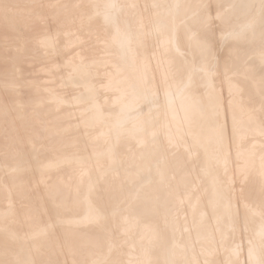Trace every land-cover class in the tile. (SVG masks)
I'll return each instance as SVG.
<instances>
[{
    "label": "bare ground",
    "instance_id": "6f19581e",
    "mask_svg": "<svg viewBox=\"0 0 264 264\" xmlns=\"http://www.w3.org/2000/svg\"><path fill=\"white\" fill-rule=\"evenodd\" d=\"M18 1L0 0V9H5L0 23H5L14 10L17 17L21 18L19 22L22 21L24 28L33 18L48 16V13L42 11L46 10V7H37L39 9H33L34 12L36 10L33 13L31 9L35 6L29 3L16 5L15 2ZM34 1L36 5L39 4ZM79 1L80 6H89L90 11L74 21L65 20V15L59 10V4L66 3L68 7L75 8ZM54 4H57L56 7H52ZM137 4L140 5L143 18L148 22L144 36L137 17V14H140L136 8ZM44 5L50 8L47 10L51 12L54 30L40 27L35 33L37 38L31 43H27L25 39L18 40L16 47L19 50L14 48L13 52H16L12 60H5L6 73H3L0 80L13 85V102L20 100L23 103L24 110L21 111L20 108L17 115L25 124L28 120L44 123L45 131L44 134L41 133V140H36L37 136L29 135L27 143L33 167L37 169L38 180L35 182L41 183L45 203L39 201L42 197L38 200L29 198L30 202L21 198L27 203L16 216L26 220L25 224L37 231V234L32 238L27 235L30 239H23L20 244L15 239V243L19 245L14 248L7 242L8 239L10 241V237H6L9 232H0V264H57L61 247L58 241L61 237V241L70 247L69 250L71 245H74L82 254L83 251L87 253L89 249L96 251L94 248L98 243L94 231L102 230V233L105 232L103 237L109 235L106 231L112 235L111 227L116 226L119 220L122 225L116 228H121V233L116 230L122 236L136 234L137 231L139 233L137 244H133L134 238L130 240L133 245H137V251L131 253L135 254L134 257H127L129 264H153V261L158 264H187L185 255H189L194 261L191 264H201L196 261L199 258L197 254L200 253V256L203 255L207 260V264H212L218 261L214 257L217 255L218 259V248L221 246L228 258L222 255L228 262L220 260L221 263L264 264V0H61L59 3L52 0ZM187 11H190L188 13H191V17L182 21L180 16ZM209 22L218 25L209 26ZM0 27V42L4 44L6 38L13 33L6 31L3 26ZM58 34L64 37L60 47V60L47 54L57 46ZM87 41H93L94 46L85 45L81 50L75 47ZM97 43L98 45H95ZM23 48H41L47 54V60L37 68L36 76L29 75L30 72L35 73V67H31L33 62L30 58L19 52L23 51ZM99 48L102 49L100 53L97 51ZM250 54H253L252 58L247 59ZM85 57L87 58L84 59ZM59 64L67 67V74L63 71L62 75L59 73ZM28 77L34 80L30 82L29 87L23 89L26 86L23 82H28ZM52 79L57 80L58 87L55 89H50L52 87L49 86L53 84L50 83ZM45 82H49V87H45ZM7 98L9 97L5 99ZM9 105L6 108H9ZM72 108L84 111L82 117H78L80 120L72 117ZM51 112L57 113L58 116L63 114L67 118L56 120L58 116ZM28 133L25 135L28 136ZM102 136H109V140L102 143ZM5 140L7 145L8 141ZM170 146L173 147L169 148ZM8 147L3 149L7 150ZM159 154L163 155L160 156L163 159L159 158L158 161H161L152 163L151 159L155 158L156 161ZM57 155L67 158L54 161ZM11 158L14 162L9 164L8 169L0 172V191L5 189L7 193L24 192L25 186H29L33 179L31 174L24 173L25 169L18 156ZM2 163L0 164L4 169L6 163L4 166ZM188 186L192 189L188 188L190 190L185 193L187 188H184L185 194H180L179 189ZM199 186L202 189L197 188ZM35 189L32 191L35 192ZM168 195L176 202L168 200ZM242 196L254 203L247 200L249 206L245 199L243 202L240 198ZM131 197L137 198L136 201L133 199L135 204H130L134 206L132 208L136 212L140 211L141 215L146 213L142 217L145 220L148 215V221L139 220L141 215H125L127 210L131 209L125 201ZM13 200L10 202L18 201ZM164 200L174 202L173 207L177 206V200L183 202L182 205L187 203L188 213L185 214H189V219L193 222L190 226H193L194 230L189 226L180 229L183 231L179 237H174L175 234L171 236L175 231L170 229L169 225L166 227L164 222L169 223L175 217L177 220L180 215L174 214L177 210L174 208L177 207L170 206L175 210L174 213L171 211L172 215H175L174 218L170 220L165 215L160 216L159 213L164 208L162 206L168 204ZM154 201L161 205L160 207L154 204L158 206L154 210L159 208V213H153V209L149 207ZM122 204H126L130 209L125 206L127 212L123 214L124 209H121V215H117V208L119 205L123 206ZM3 207L0 209V219L4 220L12 209L9 211ZM168 209L165 206L170 215ZM181 209L180 207L178 211ZM186 210L179 212L184 213ZM48 212L55 216V222L58 223V233L60 232L61 236L59 240L51 232L53 220H50ZM75 212H80V215H74ZM130 212L131 215L137 214L134 210ZM46 213L50 216L47 223ZM152 214L153 217L159 215L160 218H152ZM238 214L243 220H247V223L245 220L243 222L247 224L248 229L243 242L245 250L236 242L232 243L237 241L239 236L244 238V232L247 230L243 228L241 218L237 223ZM9 217L11 220L12 217ZM69 218L73 220L70 222ZM157 219L159 222L163 220L160 226L164 224V231L172 230V233L169 231L171 237L166 231L164 237V231L158 226ZM184 219L178 220L180 223L177 225L181 224V228L185 227L181 221L187 222V216ZM15 221L16 219L11 220L12 223ZM107 221L109 222L105 223ZM48 222L51 226H48L47 233H42L43 230L40 232ZM109 223L111 227L105 229L104 224L108 226ZM114 223L115 225H112ZM9 224L8 229L4 228L6 223L2 228L18 231L16 229L19 226L14 225L16 222L13 227ZM25 224L23 225L26 228ZM237 225L244 229L241 233L244 235L238 234L239 229H235ZM234 230L239 236L234 237ZM231 232L233 236L230 237L235 240L232 238L234 241L230 243L227 238ZM19 233V237L16 236L18 240L21 238ZM162 235L164 238H161ZM194 236L197 241L201 237L204 238V242L198 241L200 245L204 243L203 249V246L198 245L202 250L199 253L190 251L196 241L191 242ZM216 237L217 242L220 239L219 247L215 242ZM100 238L103 239L102 235ZM106 240L102 243L104 245L101 246L100 253L90 250L94 257L92 255L87 258L85 255L87 259L81 258L85 261L81 264H99V261L105 258L110 261L113 258L110 256L111 252L116 248L112 250L113 240ZM118 240L120 241V238ZM120 242L122 244V241ZM157 242L158 245L162 244L159 251ZM153 245L157 250H154ZM196 247L194 248L199 251V247ZM73 248L71 250L75 252ZM241 251H245L243 263L236 261L240 253L243 254ZM95 254H99L97 258ZM73 256L70 262L74 260V264L76 259ZM76 257H79L78 254ZM178 257L185 260L180 261ZM78 259L77 262L81 260L80 257ZM117 259L120 258L114 256L115 261L103 262L117 264ZM209 259L213 262L210 263ZM203 260L204 258L202 263H205Z\"/></svg>",
    "mask_w": 264,
    "mask_h": 264
},
{
    "label": "rangeland",
    "instance_id": "374dc122",
    "mask_svg": "<svg viewBox=\"0 0 264 264\" xmlns=\"http://www.w3.org/2000/svg\"><path fill=\"white\" fill-rule=\"evenodd\" d=\"M25 1H26V3H25ZM33 1L34 0H19L18 2H15V4L16 5H19L20 3L21 4H23V5H27L28 3L29 4H31V5H33V6H35V8H32L31 9V12H33V13H35L36 12V10L37 9H39V8H37V7H42V8H45L46 7V10L47 9H50L47 5H44V4H47L49 1L51 2L52 0H47L46 2H45V0H35L34 2H36V3H39V4H35V3H33ZM38 1V2H37ZM56 1H58V3L61 1V0H56ZM129 2H131L132 0H128ZM45 2V3H44ZM33 3V4H32ZM80 4H81V2L79 1V3H78V5L75 7V8H71V7H68L67 5H66V3H62V4H59L60 5V8H59V10H60V12L61 13H63L64 15H65V20H71V21H74V20H76V19H78L81 15H86L89 11H90V8H89V6H80ZM55 5V6H54ZM54 5H52V7H56V5L57 4H54ZM42 8H40V11H41V9ZM136 8L138 9V12H140V5L139 4H137L136 5ZM33 9H36L35 10V12L33 11ZM46 10H44V9H42V11H43V13H48V16H46V18H45V16H39L40 18H38V17H35V18H33L32 19V21H31V23L29 24L30 25V27H29V25L28 26H26L25 28H24V26H23V24H21V22L22 21H20L19 22V19L21 20V18L20 17H17L18 15H17V13H15V10L13 11V14L11 13V16H10V18L9 19H7V21L5 22V23H0V26H3V28L6 30V31H12V33H13V35L12 34H10V37L9 38H6V41L5 42H3L4 44H2V42H0V65L2 66V67H0V73H1V75H0V77L3 75V73H6L5 72V65L6 64H4V63H6L5 62V60H12V56L15 54L14 52H16V51H14L13 52V49L14 48H18V47H16V45L18 44V40H21V39H25L26 41H27V43H31L33 40H35L36 38H37V36L35 35V33L37 32V30H38V28H40V27H46L48 30H54V28H55V26L52 24V22H51V12H50V10L48 11H46ZM29 12H30V10H28ZM44 11H46V12H44ZM5 12V9H3V8H1L0 9V19H1V17H3V13ZM188 12H190V11H187V13L186 14H184L183 16H180V17H182L181 18V20L183 21V20H185V19H188L189 17H191V13H188ZM15 14V15H14ZM46 14H44V15H46ZM15 17H14V16ZM17 17V18H16ZM49 17V18H48ZM137 17H139L138 18V21L141 23V27H142V30H143V36L146 34V31H147V29H148V22H147V20H146V18H143V15H142V13L140 12V14L138 13L137 14ZM40 19V20H39ZM50 21H49V20ZM41 21V22H40ZM35 22V23H34ZM9 26H8V25ZM209 24V26H213V27H215V26H217L218 24H215V25H212V22L210 23H208ZM11 25H12V27H11ZM1 28V27H0ZM15 28V29H14ZM146 30V31H145ZM1 31V30H0ZM34 38V39H33ZM63 39H64V37L62 36V35H60V34H58L57 35V46L55 47V49L54 50H52V51H50V53H47V54H50V55H52L53 56V58L54 59H56V60H60V58H61V50H60V47L62 46V44H63ZM93 41H87V42H85V43H82V44H79V45H75V47H78L79 48V50H81V49H83V46H87V47H93L94 45H93V43H92ZM6 44H8V46H6ZM101 43H99V45H100ZM13 45V46H12ZM95 45H98V43L97 44H95ZM6 46V47H5ZM10 46V47H9ZM5 47V48H4ZM8 47V48H7ZM100 47V46H99ZM3 48V49H2ZM10 49V50H9ZM30 50H28L27 48H23V51H19L21 54H23V55H25L27 58H30L31 60H32V62H33V64L31 65V67L33 66V67H35L33 70H34V72L35 73H32V72H30L29 73V75H34V76H36V70H37V68L39 67V66H41V65H43L45 62H46V58H47V54H46V52H44L45 50H42L41 48H29ZM36 49V50H35ZM18 50H19V48H18ZM27 51V52H26ZM97 51H98V53H100L101 51H102V49L101 48H99V49H97ZM6 52V53H5ZM25 52V53H24ZM41 52H43V53H41ZM6 54V55H5ZM12 54V55H11ZM27 54V55H26ZM9 55V56H8ZM251 55H253V54H250L249 56H248V58L247 59H251L252 58V56ZM5 56V57H4ZM28 56H30V57H28ZM46 57V58H45ZM250 57V58H249ZM44 58V59H43ZM87 57H85L84 59H86ZM246 59V60H247ZM44 61V62H43ZM60 62V61H59ZM2 63V64H1ZM4 64V65H3ZM30 68V67H29ZM60 68V69H59ZM3 69V70H2ZM39 69V68H38ZM2 71V72H1ZM58 71H59V73H61V75L64 73H66L67 74V72H68V69H67V67H65L64 65H62V64H59L58 65ZM61 71V72H60ZM62 71H63V73H62ZM5 75V74H4ZM0 79H2V78H0ZM32 79V80H31ZM34 80V78H31V77H28V82H23V85L25 84L26 86H24L25 88H23V87H21V88H23V89H26L27 87H29V85H30V82L31 81H33ZM55 81V82H54ZM50 83H53V84H50L49 86L50 87H52V88H50V89H55L56 87H58V85H57V80L56 79H52L51 81H50ZM48 84H49V82L48 83H46L45 82V87H46V85L48 86ZM55 84V85H54ZM28 85V86H27ZM52 85V86H51ZM48 86V87H49ZM31 87V86H30ZM42 87H43V84H42ZM11 88H13V85H9V84H7V83H4L3 81H1L0 80V103H1V101H2V99H3V101H2V103L0 104L1 106H0V158H1V160H0V163H2V162H4V161H2V160H6L4 163H6V166H4L5 164L4 163H2V165L4 166V169L2 168V166H1V164H0V167H1V170H0V172H3L5 169H8L9 168V164H11V163H13L14 161H11L12 160V158H11V156L13 157V156H18V158H19V160H20V162H21V165L23 166V168L25 169L24 170V173H28L29 175L31 174V177H32V179H33V181L31 182H29V186L27 185V186H25V191L24 192H22V191H19V192H15V193H12V194H14V195H12L11 193H7V191L4 189H2L1 191H0V195H1V198H0V203H2V204H0L1 206V208L0 209H2V207L5 205V204H7L8 203V201H9V205L7 204V206H5V207H3V209H5V210H11V212H9V215L6 217L7 218V220L8 221H6V218H4V220L3 219H0L1 221V223L3 224V225H5V223H6V227H4V228H7V224H9V222L11 223V224H9L11 227H13V223H15L16 222V224H14V225H16L15 227H18V228H21V229H16V230H20L19 232L20 233H22L21 231H24L25 229V231L22 233V234H20L18 231H15L14 229H12V228H10L9 230H5L4 228H2L3 227V225L0 223V232L3 234L4 232L5 233H8L9 232V235H7L6 237H10V241H9V239L7 240V238H6V240H7V242L9 243V245L10 246H12V247H14V248H16L17 247V245H19L20 244V242H22V240L24 239H26V240H29L30 239V237L32 238L34 235H36L37 234V231L35 232V230H33V229H31L30 227H28L26 224H27V222H25L24 221V219H22V218H19V217H17L16 215H18V212L20 213L21 212V210L26 206V204L25 203H27V202H24V200L25 201H27L29 198H30V200H34V199H41V197H42V200H39L40 202L42 201V203L44 204L45 203V198H43L44 196H43V190H42V186H41V183L39 182L38 184L35 182V181H37L38 179H36V173H37V169L35 168V167H33V164H32V159H31V155H30V150H29V148H28V141H27V139H28V137H29V135H31L32 137H34V136H37V138L35 137V139L36 140H38V141H40L41 140V137H42V135H41V133H43L44 131H45V127H44V123L42 122V121H35V123H34V121L33 120H28L27 122H26V124H25V122H23V120L22 119H20L19 117H18V113H19V111L21 110L22 111V109L24 110V106H23V103H21L20 102V100L18 101H16L15 103L13 102V97L15 96V93L14 92H12L11 91ZM8 89H10V90H8ZM5 90H6V92H5ZM47 90H49V88L47 89ZM72 92H74V91H72ZM6 93V94H5ZM2 94V95H1ZM8 94V95H7ZM14 95V96H13ZM4 97V98H3ZM6 97H9V98H7V99H5ZM4 99H5V101H4ZM7 100V101H6ZM8 102L9 104H11V106L7 103ZM12 102L14 103V104H12ZM4 103V104H3ZM17 104V105H16ZM2 105H5V106H2ZM8 105H9V108H12L13 107V105H15L14 106V108L13 109H9V108H6V107H8ZM61 105H66L65 103H61ZM16 106H18V107H16ZM22 106H23V108H22ZM16 107V108H15ZM21 108V109H20ZM20 109V110H19ZM6 110H7V113H6ZM10 110V111H9ZM18 110V111H17ZM75 110V111H74ZM80 110V111H79ZM3 111V112H2ZM9 111V112H8ZM74 111V112H73ZM82 111L83 110H81V109H78V108H72V113L71 114H73L72 115V117L74 118V119H76V120H80L79 118L80 117H82V115L84 114V111H83V113H82ZM79 112V113H78ZM2 113V114H1ZM5 113V115H3ZM52 113V112H51ZM6 114H7V116H6ZM53 115L55 114V115H57V113H52ZM79 114V115H78ZM61 115V114H60ZM1 116H2V119H1ZM3 116H4V118H3ZM58 116V115H57ZM65 116H63V114L61 115V116H58L57 118H56V120H65V119H63ZM79 117V118H78ZM5 118H7V120H5ZM65 118H67V117H65ZM3 121V122H2ZM33 121V122H32ZM23 122V123H22ZM32 122V123H31ZM20 123H21V125H20ZM27 123H29V124H27ZM42 123V124H41ZM24 125V126H23ZM26 125H27V127H26ZM29 125H31V126H29ZM38 125V126H37ZM33 126V127H32ZM11 127V128H10ZM44 127V129H42ZM12 128H13V130H12ZM25 128V129H24ZM37 128V129H36ZM25 130V133H24V130ZM35 130V131H34ZM41 130H43V131H41ZM10 131V132H9ZM40 131V132H39ZM29 132V133H28ZM24 133V134H23ZM28 133V136L27 135H25V134H27ZM38 133H39V136H38ZM11 136H10V135ZM13 134H14V136H13ZM44 134V133H43ZM8 136H9V138H8ZM16 136V137H15ZM24 136V137H23ZM14 137H15V139H14ZM17 137H18V139H17ZM26 137V138H25ZM40 137V138H39ZM10 138H11V140H10ZM6 139V140H5ZM4 140L7 142V145H6V143L4 142ZM9 140H10V142H9ZM101 142L102 143H106L108 140H109V136H102L101 137ZM11 141H13L12 143H11ZM26 141V142H25ZM4 144H3V143ZM11 144V145H10ZM5 145V146H4ZM7 146H9L8 148H7V150H4L3 148H5L6 149V147ZM173 146H170L169 148H172ZM28 149V150H27ZM2 150H4L3 152H1ZM8 151V152H7ZM3 153H4V156H3ZM6 153V154H5ZM8 153H9V155H8ZM7 156V158H5L4 159V157H6ZM8 156H10V157H8ZM61 156V157H60ZM57 155V157L54 159V161H61V160H64V159H66L65 157H62L63 155ZM163 157V155L161 154H159L158 156H156V161H155V158H152L151 160H153V162L152 163H156L157 161H158V159L160 158L161 159V157ZM7 159H9L8 160V163H7ZM163 159V158H162ZM161 159V160H162ZM161 160H159V161H161ZM11 161V162H10ZM30 161H31V163H30ZM158 161V162H159ZM10 162V163H9ZM151 162V161H150ZM7 164H8V167H7ZM30 164H31V166H30ZM32 168V169H31ZM33 168L35 169V170H33ZM3 170V171H2ZM28 171V172H27ZM33 174H35V175H33ZM34 177H35V179H34ZM237 183H239V181L237 182ZM236 183V184H237ZM36 184V185H35ZM171 184V183H170ZM38 185H40V186H38ZM238 185V184H237ZM170 185H168V187H169ZM28 187V188H27ZM201 187L203 188V185H201ZM200 186L199 187H197V188H201ZM33 188L35 189V188H37V189H35V192H33L32 190H33ZM169 188H171V187H169ZM184 188H187V189H185L184 190ZM188 188H190L189 186L188 187H182L181 188V190L179 189V191H180V194L182 193L183 194V191H185V193H187L190 189H192V188H190V189H188ZM201 188V189H202ZM39 192V193H36L37 191ZM193 190H195V188H193ZM196 190H198V189H196ZM239 190V189H238ZM6 191V192H5ZM41 191H42V194H41ZM140 191V190H139ZM178 191V192H179ZM2 192V193H1ZM6 193L8 194V195H6ZM17 193V194H16ZM18 193H19V195H18ZM30 193V194H29ZM33 193V194H32ZM36 193V194H35ZM184 193V194H185ZM239 193V192H238ZM4 194H5V198H6V200H5V198H4ZM9 194H10V199L11 200H13V198H14V200H13V202L15 201V200H18V201H16V202H14V203H11L10 201V199L8 198V196H9ZM183 194V195H184ZM3 195V196H2ZM25 197H24V196ZM37 195V196H36ZM39 195V196H38ZM41 195V196H40ZM169 195H171V193L169 194ZM168 195V196H169ZM14 196V197H13ZM18 196V197H17ZM19 196H21V197H19ZM28 196V197H27ZM33 196H35V197H33ZM167 196V197H168ZM172 196V195H171ZM13 197V198H12ZM173 197V196H172ZM172 197L170 198V196H169V198H168V200H170V199H172ZM243 197V198H242ZM242 197H240L242 200L243 199H245V197L244 196H242ZM3 198V199H2ZM21 198H23V199H21ZM247 198V197H246ZM8 199V200H7ZM131 200V202H129L130 200ZM133 199H135L134 201H136L137 200V198H135V197H131V198H128V200H127V202L125 201V203H129V207L131 208H128L127 206H126V204H122L123 206H121V205H119L118 206V208H117V215L118 214H120V212H121V209H124V207L126 206V209H130V210H134L135 211V213H139L138 214V216H135V215H137V214H135L134 215V213L131 215L130 213H132V212H130V210H127V211H125V209L124 210H122L123 211V214H125L126 212L128 213H126L125 215H129L130 217H139L141 214V212L139 211V210H137V211H139V212H136V210L134 209V208H132V206L133 205H130L132 202H133ZM165 199H167V198H165ZM240 199V201H242ZM20 200V201H19ZM22 200V201H21ZM30 200H28L29 202H30ZM168 200H167V202H168ZM247 200L248 201H250L248 198H247ZM246 199H245V203L247 202L248 203V201H247ZM4 201V202H3ZM5 201H7V203L5 202ZM44 201V202H43ZM165 201V200H164ZM163 201V202H164ZM172 201H174V202H176L175 200H173L172 199ZM181 201H184V200H181ZM21 204H20V203ZM24 202V203H23ZM28 202V203H29ZM166 202V201H165ZM166 202V203H167ZM174 202H168V204L167 205H169V203H171V205H169L168 207H167V205H165L166 206V208H169L168 209V212H170L171 214L169 215V213H167L166 212V210H165V206H162V207H164V208H162V210H161V213H164V214H161V213H159L160 212V210H159V208H158V210H154V208L156 209L158 206H160L161 207V205H160V203H158V204H156L155 203V201L153 202V205L152 206H149L150 207V209L152 208L153 209V213H155V212H158L159 213V215L160 216H162L163 217V215H165V216H167V218L168 219H170L171 220V218L173 217L174 218V216L175 215H172L173 213H174V209H177L176 211H175V213L174 214H176V216L177 215H180V216H178L177 217V220L174 218V219H172L170 222H172V221H175V222H172V225H170V222L169 223H165L164 222V224L166 225V227H168L167 225H169L170 227V229H174L173 231H175V233L173 232V235L171 234V236H174V234L176 235V236H174V237H179V235H181V231H183V230H180V229H184V228H186V227H189L190 225H193V222H192V220L191 219H189V214H185L186 212H187V210H186V205H187V203H184L183 205H182V203L183 202H180L179 200H177V203H175V204H177V206H174V207H177V208H174L173 206H172V204L174 205ZM179 202V203H178ZM185 202V201H184ZM243 202H244V200H243ZM252 201H250V203H251ZM165 203V204H166ZM181 203V204H180ZM246 203V204H247ZM252 203H254V202H252ZM13 206H12V205ZM17 204V205H16ZM25 204V205H24ZM133 204H135L134 202H133ZM158 205L157 207L155 206V205ZM179 204H180V207L182 208L181 210H186V211H184V213H180L181 212V210H179L178 211V209L180 208V207H178L179 206ZM20 205V206H19ZM22 205H23V207H22ZM100 205H101V203H100ZM162 205H164V203L162 204ZM248 205L250 206V204L248 203ZM254 205V204H253ZM253 205H251V206H253ZM14 206H18V207H14ZM155 206V207H154ZM172 208H174V209H172ZM9 207H11L10 209H9ZM21 207V208H20ZM121 207V208H120ZM134 207V206H133ZM15 209V210H14ZM20 209V210H19ZM161 209V208H160ZM187 209H188V207H187ZM19 210V211H18ZM118 210H119V212H118ZM165 212H164V211ZM170 210V211H169ZM15 211H17V212H15ZM163 211V212H162ZM171 211H173V213L171 212ZM178 211V212H177ZM264 211V210H263ZM262 211V213H264ZM14 212V213H13ZM183 212V211H182ZM10 213H12V214H10ZM49 213V212H48ZM48 213H46V219H45V223H47L46 221H48V219H50V216H51V221L53 220V222H51L50 220H49V222H51L53 225V227L51 226V224L48 222V224H46V225H44V227L40 230V232L43 230V232L42 233H44L45 232V234L47 233V231L49 230L48 228V226H51L50 228H52L53 230L51 231V232H53L57 237V240H59V238L61 237L60 236V232L58 233V230H59V227H58V223L57 222H55V220H56V218H54L55 216H52V214L51 213H49L50 214V216H49V214ZM76 214H74V215H77V213H79L78 215H80V212H75ZM122 213V212H121ZM157 213V214H158ZM180 213V214H179ZM188 213V212H187ZM143 214H146V213H143ZM142 214V215H143ZM166 214H168L169 215V217H168V215H166ZM241 214V213H240ZM240 214H238V216H237V223H238V219L239 218H241L242 216H240ZM15 215V216H14ZM49 217H48V216ZM121 215V214H120ZM142 215L138 218L139 220L141 219L143 222L144 221H146L147 219H150V217H148V215L146 216V219L145 220H143V217H142ZM155 215V214H154ZM159 215H155L154 217H153V214L151 215L152 216V218H155V217H159L160 218V216ZM262 215H264V214H262ZM9 216H11L12 217V221H14L15 219H16V221L15 222H11V220H9L8 218H10ZM13 216H14V218H13ZM171 216V217H170ZM182 216H184V218L187 216V218H188V220H186L187 222H182V221H184L185 219L184 218H182L181 219V217ZM48 217V218H47ZM145 217V216H144ZM20 219V220H18V219ZM179 218V219H178ZM244 218V217H243ZM2 220H3V222H2ZM73 219H71L70 220V218L68 219V221H72ZM118 220V219H117ZM158 220V219H157ZM178 220H182L181 221V223L183 224L184 223V225L183 226H185V227H183V228H181L182 227V225L180 224L179 226H181V227H179L177 224H179L180 222L178 221ZM191 220V221H190ZM241 221H242V225H243V228L244 229H247L246 228V225H245V223H247L246 221L247 220H245V223H243L244 222V220L241 218L240 219ZM240 220H239V223H240ZM5 221V222H4ZM19 221V222H18ZM22 221V222H21ZM121 220H119L118 222L119 223H117V225L116 226H112L111 227V224L110 225H108V226H106V224H104L105 226H104V228L105 227H108V228H112L113 229V232L111 231V233H113L112 235H115V234H117V235H115V237L113 238L112 237V235H110V232L109 231H106V233L107 234H109L111 237L109 238V235L107 236H105L104 235V237H103V234L105 233L104 232V230H103V232L104 233H102V230H100V229H98V230H96L97 232L100 230V232H98V235H97V232L96 231H94L95 232V234H96V236H97V243L99 244V243H101V244H97L95 247L96 248H94L96 251H97V253L99 252V250L101 249V246L102 245H104V244H102L103 243V241H105L106 239H111V240H113L112 242H113V245H114V247H113V249L112 250H115L114 248H116V250L114 251V252H111V255L110 256H113V258H111V260L112 261H115V260H113L114 259V256H116L117 258H120L119 260L117 259V261L118 262H120L119 264H129L130 263V261H128V259H127V257L129 258V256H131V257H134V255L135 254H132L131 255V253H133V251L135 252V251H137V245H133V244H135L136 242L138 243L139 242V238H137L138 237V235H139V233H138V231L136 232V234L134 233V234H130V235H127V234H124L125 236L127 235V237H125L124 235L122 236V234H120L121 232L119 231V229H121V228H116V227H121V225H122V222H120ZM141 221V222H142ZM148 221V220H147ZM163 220H161V222H162ZM177 221H178V223H177ZM55 222V223H54ZM109 221H107V222H105V223H108ZM158 222V226H160L161 225V222H159V220L157 221ZM189 222V223H188ZM22 223V225H20ZM26 223V224H25ZM121 223V224H120ZM185 223H186V225H185ZM191 223V224H190ZM23 224H25V226H27L26 228L24 227V225ZM120 224V225H119ZM164 224H162L163 226H160V229H163V230H161L162 232L164 231V229H166V228H164L165 226H164ZM2 225V226H1ZM8 225V226H9ZM112 225H115V223L114 224H112ZM173 225H177V226H173ZM239 225V224H238ZM237 225V226H238ZM241 225V224H240ZM9 226V227H10ZM47 228H46V227ZM55 226H57V227H55ZM236 226V228L235 229H239V235H244L245 233L247 234V231H248V229L244 232V229L242 228V227H240V226H238L237 227ZM55 227V228H54ZM113 227H115V228H113ZM162 227V228H161ZM171 227H173V228H171ZM179 227V229H176V228H178ZM190 227H192V229L194 230V228H193V226H190ZM240 227V228H239ZM28 228V229H27ZM29 228L31 229L30 231H29ZM243 230H242V229ZM5 230V231H3V230ZM24 229V230H23ZM45 229H47L46 231H44ZM105 229H107V228H105ZM116 229H118V231L120 232H118ZM168 229V228H167ZM170 229H168L167 231H166V234L168 235V233H169V235L168 236H170V232L172 231V230H170ZM191 229V230H192ZM12 230V231H11ZM14 230V231H13ZM28 230V231H27ZM56 230H57V232H56ZM108 230H110V229H108ZM177 230V231H176ZM180 230V231H179ZM193 230H192V232H193ZM7 231V232H6ZM31 231H33V233L31 232ZM114 231L115 232H117V233H114ZM165 231L163 232L164 233V235H165ZM170 231V232H169ZM242 231V232H241ZM26 232V233H25ZM177 232V233H176ZM236 233L237 234V231L236 230H234L233 231V233ZM244 232V234H241V233H243ZM0 233V234H1ZM17 233H19V235H21L20 237L21 238H19V240L17 239L19 236H18V234ZM29 233H31V234H29ZM36 233V234H35ZM162 233V234H163ZM172 233V232H171ZM180 233V234H179ZM232 232H231V234L228 236L229 238H227V240L229 239V242L231 243V241H234L235 239H234V237L236 236H239L238 234L237 235H235V233L233 234ZM1 234V235H2ZM100 234V235H99ZM120 234V235H119ZM178 234V235H177ZM234 235V237H230V236H233ZM246 234L244 235V238H243V236H242V238H241V236H239L238 238V240H243V241H239L238 242V240L237 241H234V242H232V243H237L238 245H239V247H243V249L245 250V247H244V244L245 243H243L245 240V237H246ZM27 235H29V236H27ZM101 235H102V238L104 239V238H106V239H101L100 237H101ZM164 235H162L161 236V238L164 236ZM16 236H18V237H16ZM25 236L28 238H25ZM118 236H120V237H118ZM134 236V237H133ZM170 236V237H171ZM8 237V238H9ZM15 237V238H14ZM99 237V238H98ZM108 237V238H107ZM121 237L123 238V239H121ZM164 237H166V235L164 236ZM163 237V238H164ZM12 238V239H11ZM62 238V237H61ZM60 238V241H58L59 243L58 244H61V247H60V245H58L60 248H59V257H58V262H57V264H66V261H67V264H73V262H74V260H72V263L70 262L71 260L70 259H73L72 258V256L73 255H75V257L77 256V254H78V256L80 257V259L81 258H83L84 257V260H86L87 258H90V256L92 257V255H93V253L92 252H94V253H96V251H94V250H92V249H89L88 251H90V250H92V254L90 255L89 253L90 252H88L87 251V253L89 254V257H88V254L87 253H85L84 251H83V254H82V251L81 250H79L76 246H72L71 245V249L73 248V250L75 249V252H77V253H75L74 251H72L71 249L69 250V248L70 247H68V246H66L61 240ZM120 238V241H122V244H121V242L118 240ZM125 238L127 239V240H125ZM132 238H134V240L132 239ZM181 238V237H180ZM230 238H231V240H230ZM232 238L234 239V240H232ZM16 239V240H15ZM102 241H101V240ZM106 240V242L107 241H110V240ZM192 239V238H191ZM202 239H204L203 237H201V239L199 238L198 239V241L199 240H202ZM216 239V244L218 245V247H219V245L221 246V243L220 244H218V242H219V240H218V242H217V237L215 238ZM17 241L18 243H15V241ZM25 240V241H26ZM98 240H100V241H98ZM115 240H116V242H115ZM124 240V241H123ZM133 240V242H131V241ZM138 240V241H137ZM163 240V239H162ZM194 240H196L197 241V238L195 239V236H194V239L193 240H191V242H194ZM194 242V243H197V244H194L193 243V249L192 250H190V251H193V252H195V253H199V252H201L202 250H200V247L198 246V245H200V243L199 242H202V241H197V242ZM61 242V243H60ZM125 242H126V245H125ZM129 242L131 243V244H129ZM204 242V241H203ZM220 242H222V240L220 241ZM105 243V242H104ZM120 243V244H119ZM133 243V244H132ZM136 243V244H137ZM161 243V242H160ZM159 243V244H160ZM199 243V244H198ZM63 244V245H62ZM157 245H156V247H160V245H162V244H160V245H158V242L156 243ZM15 245H16V247H15ZM122 245V246H121ZM126 247H125V246ZM155 245V244H154ZM153 245V247H155ZM195 245V246H194ZM64 246V247H63ZM121 246V247H120ZM199 247V251L198 250H196L194 247ZM200 246H203L201 249H203L204 248V243L203 244H201ZM246 246V245H245ZM68 247V248H67ZM100 247V248H99ZM124 247V248H123ZM128 247V248H127ZM156 247H155V249L154 250H157V251H159V250H161V248L162 247H158L157 249H156ZM196 247V248H197ZM222 247V246H221ZM218 248V249H220V251H219V253H217L218 254V259H217V255L214 257V259L216 258V260H218L217 262H215V263H218V264H224V263H226V262H228L227 261V257H226V255H225V253H224V251L222 250V248ZM77 248V249H76ZM97 248H99V249H97ZM103 248V247H102ZM62 249V250H61ZM64 249V250H63ZM118 249H120L119 251H117ZM194 249H195V251H194ZM198 249V248H197ZM67 250H69V252L67 251ZM122 250H124V251H122ZM242 250V249H241ZM62 251V252H61ZM66 251V252H65ZM79 251H81V254L79 253ZM121 251V252H120ZM189 251V252H190ZM197 251V252H196ZM100 252H101V250H100ZM99 252V253H100ZM124 252L126 253V254H124ZM220 252H222V254L220 253ZM241 252H243V251H241ZM69 253V254H68ZM71 253H73V254H71ZM114 253H115V255H114ZM119 253V254H118ZM63 254H65V255H63ZM71 254V255H70ZM117 254H118V256H117ZM201 254V253H200ZM200 254H197V255H199V258L200 257H203V255L202 256H200ZM244 254H245V251L243 252V254L242 253H240V257L238 258V259H240L239 261H238V259L236 260L237 262H242V260H245V258H243V256H244ZM66 255H67V257H66ZM69 255L71 256V258L69 257ZM85 255L87 256V258L85 257ZM99 255V254H98ZM97 254H95V258H97V256H98ZM220 255V256H219ZM222 255H223V257H225V258H227L226 260H225V258H223L222 257ZM62 256V257H61ZM82 256V257H81ZM242 256V257H241ZM74 257V256H73ZM74 257V259H76L75 261L77 262V259L79 258V257H76L75 258ZM93 257H94V255H93ZM180 257V256H179ZM178 257V258H179ZM189 255H185V263H187V264H191L192 263V259L189 257ZM222 257V259H224V260H222V259H220ZM6 258H8V257H6ZM65 258V259H64ZM86 258V259H85ZM109 258V259H110ZM183 258H184V256H183ZM182 257L181 258H179V260L180 261H184V260H182L183 259ZM190 259L191 260V262L188 260V259ZM198 258V259H199ZM204 258V260H203V262L206 260L205 259V257H203ZM203 258H200L199 260L197 259L196 261L197 262H201V264H205L206 263V261H205V263H202V259ZM243 258V259H242ZM61 259H63V260H61ZM105 259H107V258H105ZM105 259H101L100 261L102 262L101 264H108V263H110L111 262V260L109 261V260H107L108 261V263H106L107 261L105 260ZM125 259V260H124ZM79 260V259H78ZM84 260H80V261H78L77 262V264H81V263H83V262H85ZM216 260H214V261H216ZM220 260L221 261H223L224 263H221L220 262ZM61 261H63V262H61ZM100 261H99V264H100ZM103 261H106V262H103ZM209 261H210V263L211 262H213V260H211V259H209ZM75 262V263H76ZM118 262H117V264H118ZM194 262V261H193ZM244 262V261H243ZM242 262V263H243ZM74 263V264H75ZM153 264L155 263L154 261L152 262ZM209 263V262H208ZM214 263V262H213ZM212 263V264H213ZM214 263V264H215ZM111 264H116L115 262H113V263H111ZM155 264H158L157 263V261H156V263ZM198 264H200V263H198ZM207 264V263H206ZM244 264V263H243Z\"/></svg>",
    "mask_w": 264,
    "mask_h": 264
}]
</instances>
